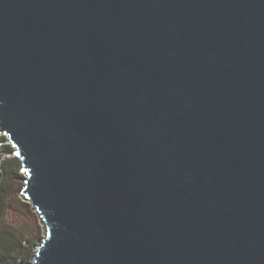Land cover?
Segmentation results:
<instances>
[{"label":"water","instance_id":"obj_1","mask_svg":"<svg viewBox=\"0 0 264 264\" xmlns=\"http://www.w3.org/2000/svg\"><path fill=\"white\" fill-rule=\"evenodd\" d=\"M0 134L29 264H264V0H0Z\"/></svg>","mask_w":264,"mask_h":264},{"label":"trees","instance_id":"obj_2","mask_svg":"<svg viewBox=\"0 0 264 264\" xmlns=\"http://www.w3.org/2000/svg\"><path fill=\"white\" fill-rule=\"evenodd\" d=\"M1 151L12 156L0 159V264H29L40 235L28 236L8 221L9 210L18 208L16 194L21 189L23 171L12 145L3 146Z\"/></svg>","mask_w":264,"mask_h":264},{"label":"rangeland","instance_id":"obj_3","mask_svg":"<svg viewBox=\"0 0 264 264\" xmlns=\"http://www.w3.org/2000/svg\"><path fill=\"white\" fill-rule=\"evenodd\" d=\"M0 137H3L1 141H5L0 144V151L5 145H11L7 140V136L5 134H0ZM4 156H12V154L6 155L5 153L0 152V159ZM24 177V173H22V179ZM20 192L23 190L24 181L20 180ZM16 194V198L18 200V208H12L8 212V221L21 230L23 233L27 234L28 236L32 235H40V238L37 244H40V239L45 236V228L43 223L41 222L37 212L32 207V205L26 201L22 194Z\"/></svg>","mask_w":264,"mask_h":264}]
</instances>
